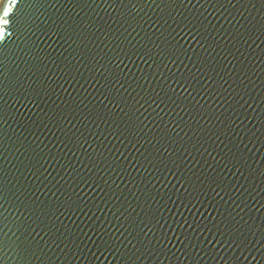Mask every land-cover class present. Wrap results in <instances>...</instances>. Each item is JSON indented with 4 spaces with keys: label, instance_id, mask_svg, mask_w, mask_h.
Instances as JSON below:
<instances>
[{
    "label": "water",
    "instance_id": "obj_1",
    "mask_svg": "<svg viewBox=\"0 0 264 264\" xmlns=\"http://www.w3.org/2000/svg\"><path fill=\"white\" fill-rule=\"evenodd\" d=\"M0 264H264V0H1Z\"/></svg>",
    "mask_w": 264,
    "mask_h": 264
},
{
    "label": "bare ground",
    "instance_id": "obj_2",
    "mask_svg": "<svg viewBox=\"0 0 264 264\" xmlns=\"http://www.w3.org/2000/svg\"><path fill=\"white\" fill-rule=\"evenodd\" d=\"M1 1V0H0Z\"/></svg>",
    "mask_w": 264,
    "mask_h": 264
}]
</instances>
